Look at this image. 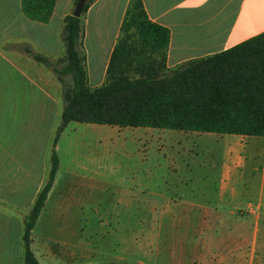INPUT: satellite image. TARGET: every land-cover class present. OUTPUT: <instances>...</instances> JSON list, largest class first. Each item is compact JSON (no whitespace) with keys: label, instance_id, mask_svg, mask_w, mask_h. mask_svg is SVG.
I'll use <instances>...</instances> for the list:
<instances>
[{"label":"crops","instance_id":"1","mask_svg":"<svg viewBox=\"0 0 264 264\" xmlns=\"http://www.w3.org/2000/svg\"><path fill=\"white\" fill-rule=\"evenodd\" d=\"M130 2L97 0L84 15L81 48L93 89L108 81ZM142 2L149 19L170 31L168 70L227 51L264 32V0ZM75 6V0H56L50 21L41 23L25 14L23 0H0V202L15 211L27 213L45 184L52 139L63 108L60 82L24 47L52 60L62 58L61 33ZM70 125L75 131L82 129L99 137L109 131L106 125ZM112 128L118 133L138 129L141 139L148 144L156 142L163 149L167 142H174L208 151L198 157L201 160L194 159L196 172L168 173L158 177L154 185L161 194L182 195L169 205L174 206L173 220L203 227L199 245L192 248L195 262L264 264V137ZM59 185L57 174L33 231L31 247L40 264H81L79 238L70 224L75 219L72 191L61 196ZM15 211L0 208V264H25L21 216ZM57 221L61 223L56 234H45L47 225ZM221 227L229 228L220 234Z\"/></svg>","mask_w":264,"mask_h":264},{"label":"trees","instance_id":"2","mask_svg":"<svg viewBox=\"0 0 264 264\" xmlns=\"http://www.w3.org/2000/svg\"><path fill=\"white\" fill-rule=\"evenodd\" d=\"M96 1L88 0L82 17L65 19L62 58L52 60L24 47L54 73L63 103L47 178L33 207L24 213L0 202V208L24 218L25 264H40L31 247L32 234L59 172L57 145L70 123L264 137V32L227 51L168 70L170 31L149 19L142 0H131L108 81L93 89L81 47L84 15ZM55 5L56 0H23L25 14L41 23L50 21Z\"/></svg>","mask_w":264,"mask_h":264},{"label":"rangeland","instance_id":"3","mask_svg":"<svg viewBox=\"0 0 264 264\" xmlns=\"http://www.w3.org/2000/svg\"><path fill=\"white\" fill-rule=\"evenodd\" d=\"M70 124L57 145L59 192L69 196L72 191L75 203L71 213L75 219L70 224L79 238V262L200 264L194 261L192 248L199 245L198 234L203 227H189L182 219L173 220L174 206L169 205L182 195L161 194L154 182L168 173L196 172L194 159L208 151L174 142H167L164 149L156 142L149 145L137 134L138 129L118 133L105 126L109 131L99 137L90 131H75ZM169 160L174 162L168 164ZM18 218L23 238L24 218ZM60 223L47 225L44 233L56 234ZM228 228L221 227L220 234Z\"/></svg>","mask_w":264,"mask_h":264},{"label":"water","instance_id":"4","mask_svg":"<svg viewBox=\"0 0 264 264\" xmlns=\"http://www.w3.org/2000/svg\"><path fill=\"white\" fill-rule=\"evenodd\" d=\"M88 0H78L73 12V16L80 18L82 17Z\"/></svg>","mask_w":264,"mask_h":264}]
</instances>
